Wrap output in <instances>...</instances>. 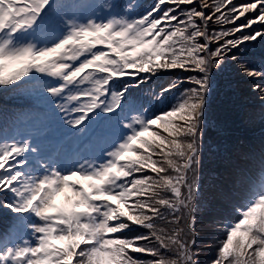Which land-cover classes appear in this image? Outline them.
<instances>
[{"label": "snow or ice", "instance_id": "obj_1", "mask_svg": "<svg viewBox=\"0 0 264 264\" xmlns=\"http://www.w3.org/2000/svg\"><path fill=\"white\" fill-rule=\"evenodd\" d=\"M258 38L264 0H0V90L37 104L11 123L42 108L86 141L63 155L39 129L0 141V264H201L212 71L230 57L264 104V58L241 51ZM177 70L195 75L136 94ZM235 183L210 264H264V150Z\"/></svg>", "mask_w": 264, "mask_h": 264}, {"label": "trees", "instance_id": "obj_2", "mask_svg": "<svg viewBox=\"0 0 264 264\" xmlns=\"http://www.w3.org/2000/svg\"><path fill=\"white\" fill-rule=\"evenodd\" d=\"M139 2L144 7H147L154 0H139ZM140 10L142 11L143 9ZM254 27L258 28L259 25H255ZM215 28L221 29V26L216 25ZM241 51L258 63L261 58H264V41L258 38L257 41L247 42L242 46ZM234 73V71H229L225 67L222 70L213 69L212 82H214L215 86L210 91L206 109L208 119L210 115H213L214 119L216 118L215 120L213 119L212 126L206 129V136L210 137V141L214 142L215 145H218L216 150L219 149L221 152L214 159L219 169L216 175L219 178L220 174H227L223 181L224 190L220 192L221 199L223 200L220 205V214L216 212L217 217L220 218L226 214V208L231 205L233 199L238 195L235 189L239 187V184L235 182L238 181L243 171L249 169L255 171L259 169L260 154L264 150V119H262L264 104L259 99V93L252 91L250 78L245 76L238 78ZM193 74L195 75V73ZM177 77L182 76L173 72L166 74L158 81L153 78L149 84L142 85L140 92L136 94L149 95L153 90H157L159 84H165L168 80H175ZM189 86L185 84L181 90ZM29 103L23 94H5L3 90H0V138L13 134L12 129L20 126V124L13 126L11 117L16 113H27L30 108ZM246 109L253 110V115L256 119L254 127H244L245 123L242 120V116L244 115L242 112ZM260 129L263 130L259 131ZM240 134L245 136L242 141L246 145H243V143L237 144ZM207 137L206 139H209ZM249 160L251 166L247 169L241 168L242 164L248 165L249 163L247 162ZM212 165L214 166V163ZM229 166L230 168H228ZM7 215L11 214L0 210V226L5 221ZM219 234L221 235V230H219Z\"/></svg>", "mask_w": 264, "mask_h": 264}, {"label": "rangeland", "instance_id": "obj_3", "mask_svg": "<svg viewBox=\"0 0 264 264\" xmlns=\"http://www.w3.org/2000/svg\"><path fill=\"white\" fill-rule=\"evenodd\" d=\"M228 27H231V25H225L224 29L226 30ZM215 30L220 31L221 29L215 28ZM210 31H212L211 28H210ZM215 46L216 45H213V48ZM224 67L227 68L229 71H234L235 72L234 74L238 78L243 76V75H239L235 71L234 66L232 65L230 61V57L225 58ZM175 72L180 74L182 77L193 74V73L181 72L179 70L174 71V73ZM214 86H215L214 82H212L211 89H213ZM40 110L43 111L42 108ZM42 111H40L41 115L38 118L36 117V120L35 122H33V124L29 122L28 125L26 124L24 125L23 135H28L30 131L33 133V135H35L37 129H39V131L42 133L41 139L44 141L47 150L50 152H56L58 150L61 153V155L65 153H71L77 150L78 148L84 147V144L86 143V141H83L80 138L73 135L72 130H70L66 125H62L59 121L46 120L43 117ZM242 113L244 116H242L241 113L240 115L242 116L243 123H245L244 127H247V126L254 127V123L256 119L253 115V110L246 109ZM213 119H214L213 115H210L209 119H208V116H206L205 133L203 136L204 166L202 168V173H201L202 199L199 201V208H198V214H197V225H198V230H199L198 243L200 244L201 248L204 249L200 255L201 264H210V260L215 256V251H216V247L218 246V241L223 238L222 234L221 235L219 234L220 228L218 227L217 221L220 219V217H217V213L220 214V205H221V201H223L221 199L220 192L224 190L223 181H224V178L227 176V174L222 173L219 175V178L217 177L216 174L219 172V169H218L217 164L214 162V159L217 158L218 155L221 154V152L219 151V149L216 150L218 145L216 144L217 145L216 146L214 142L210 141L211 138L206 136L207 127H211L213 124L212 122L216 118L214 120ZM37 120L41 122L37 123ZM207 122H210V123H207ZM262 130L263 129H260L259 131H262ZM244 132H240V133H244ZM245 134H248V133H245ZM19 135L20 134H17L16 136H19ZM206 137L209 139H206ZM243 137H245L243 136V134H240L238 136L239 142L237 144L243 143L242 141ZM243 145H246V144L243 143ZM231 146H233V144H231ZM217 152H220V153H217ZM239 154H236V155H239ZM246 155L248 156V154ZM250 160L247 162L249 163L248 165L242 164L241 168L243 167L244 169L249 168L251 166ZM213 163H214V166L212 165ZM228 168H230V166ZM11 215H7L5 221L2 223L6 225V227L8 226V223L11 220ZM205 245H208L209 247L205 248L204 247Z\"/></svg>", "mask_w": 264, "mask_h": 264}]
</instances>
